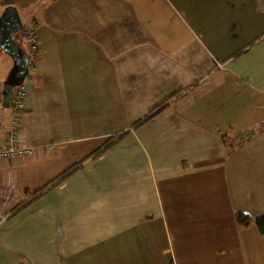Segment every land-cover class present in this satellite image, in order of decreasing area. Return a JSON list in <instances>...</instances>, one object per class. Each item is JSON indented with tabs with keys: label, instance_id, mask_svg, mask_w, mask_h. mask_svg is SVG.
Here are the masks:
<instances>
[{
	"label": "crops",
	"instance_id": "0c3cea01",
	"mask_svg": "<svg viewBox=\"0 0 264 264\" xmlns=\"http://www.w3.org/2000/svg\"><path fill=\"white\" fill-rule=\"evenodd\" d=\"M9 3L44 7L0 264H264V0Z\"/></svg>",
	"mask_w": 264,
	"mask_h": 264
},
{
	"label": "water",
	"instance_id": "95a60500",
	"mask_svg": "<svg viewBox=\"0 0 264 264\" xmlns=\"http://www.w3.org/2000/svg\"><path fill=\"white\" fill-rule=\"evenodd\" d=\"M23 28V22L18 10L13 5H6L0 13V49L12 60L0 93L1 104L10 105L11 90L22 84L29 73V56L26 50L14 38Z\"/></svg>",
	"mask_w": 264,
	"mask_h": 264
},
{
	"label": "built area",
	"instance_id": "2783aa9c",
	"mask_svg": "<svg viewBox=\"0 0 264 264\" xmlns=\"http://www.w3.org/2000/svg\"><path fill=\"white\" fill-rule=\"evenodd\" d=\"M23 32L28 37L31 42V47L34 49L37 45L38 38L32 27L23 26ZM35 51V50H34ZM30 65V58H29ZM28 76V75H27ZM27 76L23 80L22 84L17 85L11 90V102L10 104L13 106V113L10 121V130L6 134V144L0 147V157H26L33 153L36 146L24 147L18 143V132L16 130L17 127V113L24 106V102L27 97ZM42 146L49 147L50 149L54 148V144L44 143Z\"/></svg>",
	"mask_w": 264,
	"mask_h": 264
},
{
	"label": "rangeland",
	"instance_id": "374dc122",
	"mask_svg": "<svg viewBox=\"0 0 264 264\" xmlns=\"http://www.w3.org/2000/svg\"><path fill=\"white\" fill-rule=\"evenodd\" d=\"M19 0H0V5L1 4H7V5H14L12 3H9V2H17ZM23 1V0H22ZM6 6V5H5ZM15 6V5H14ZM44 7V4L43 3H36L34 4L33 7H31L30 9H27L26 10V14L23 12V8L19 9V13H20V17L22 19V22H23V26H30V19L28 18L29 14L32 13V12H35V11H39V10H42ZM23 31V28L18 32L19 35L20 33ZM18 34H15L14 37L16 38V40L19 41L20 45L23 47V48H27V45H26V42L25 40H21L20 37H19ZM29 47H31V45H29ZM2 50H0V68L2 67V65H4V61L5 63L7 61H9V56L7 55H3L1 53ZM3 57V59H2ZM11 60V59H10ZM12 61V60H11ZM1 85V84H0ZM5 111V116L7 118V116L9 115V119L11 120V116H12V112H13V106L10 105L8 107H3L1 108ZM11 115V116H10ZM4 220V219H3Z\"/></svg>",
	"mask_w": 264,
	"mask_h": 264
},
{
	"label": "trees",
	"instance_id": "16d2710c",
	"mask_svg": "<svg viewBox=\"0 0 264 264\" xmlns=\"http://www.w3.org/2000/svg\"><path fill=\"white\" fill-rule=\"evenodd\" d=\"M27 54L31 59V55L29 54V52H27ZM236 219L240 225H248L251 222V219L248 217V215L240 212L237 213ZM254 222L258 227L259 231L264 234V214L256 218Z\"/></svg>",
	"mask_w": 264,
	"mask_h": 264
}]
</instances>
